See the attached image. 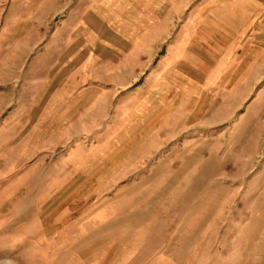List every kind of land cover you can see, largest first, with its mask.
Listing matches in <instances>:
<instances>
[{"label":"rangeland","instance_id":"obj_1","mask_svg":"<svg viewBox=\"0 0 264 264\" xmlns=\"http://www.w3.org/2000/svg\"><path fill=\"white\" fill-rule=\"evenodd\" d=\"M130 247L264 264V0H0V264Z\"/></svg>","mask_w":264,"mask_h":264},{"label":"crops","instance_id":"obj_2","mask_svg":"<svg viewBox=\"0 0 264 264\" xmlns=\"http://www.w3.org/2000/svg\"><path fill=\"white\" fill-rule=\"evenodd\" d=\"M150 248V247H148ZM146 247H130V253H133L135 250V254H139V256L135 258H131L129 263L126 264H137L140 258V255L145 252H149ZM206 250V249H205ZM129 252V251H128ZM206 252V251H205ZM203 252V253H205ZM157 254L156 257L150 259L152 264H184V263H201L204 260H207V254L204 256H195V254H201V248H194L193 250L190 247H164L159 251L155 252ZM180 255H183L182 257ZM210 260V257L209 259Z\"/></svg>","mask_w":264,"mask_h":264}]
</instances>
